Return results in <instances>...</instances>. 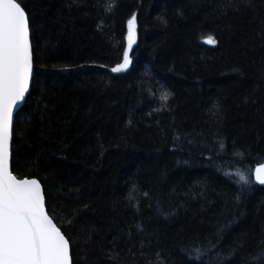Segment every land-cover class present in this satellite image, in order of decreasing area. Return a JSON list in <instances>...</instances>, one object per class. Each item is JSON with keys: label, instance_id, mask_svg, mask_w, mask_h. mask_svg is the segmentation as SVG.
Segmentation results:
<instances>
[{"label": "trees", "instance_id": "16d2710c", "mask_svg": "<svg viewBox=\"0 0 264 264\" xmlns=\"http://www.w3.org/2000/svg\"><path fill=\"white\" fill-rule=\"evenodd\" d=\"M18 2L35 74L12 171L73 264H264V0Z\"/></svg>", "mask_w": 264, "mask_h": 264}, {"label": "snow or ice", "instance_id": "6c2138e0", "mask_svg": "<svg viewBox=\"0 0 264 264\" xmlns=\"http://www.w3.org/2000/svg\"><path fill=\"white\" fill-rule=\"evenodd\" d=\"M136 18L128 22V49L135 41ZM205 43L215 45L209 36ZM129 53L111 71H125ZM33 60L29 24L18 0H0V264H71L69 241L53 223L36 179H18L10 170L13 110L29 90ZM264 165V162H261ZM237 175L250 186L251 176ZM255 183L264 185V166L255 169ZM197 258L201 249L195 250Z\"/></svg>", "mask_w": 264, "mask_h": 264}, {"label": "water", "instance_id": "95a60500", "mask_svg": "<svg viewBox=\"0 0 264 264\" xmlns=\"http://www.w3.org/2000/svg\"><path fill=\"white\" fill-rule=\"evenodd\" d=\"M22 6V5H21ZM23 8V7H22ZM23 10L25 11V9L23 8ZM26 13V11H25ZM26 16H27V19H28V24H29V39H30V44H31V51H32V60H33V74H32V77L30 79V82H29V90L28 92L25 94V97L22 101H20L17 105V107L13 110V127H14V121H15V117H16V114L18 113V111L23 107V105L25 104L31 90H32V85H33V79H34V74H35V67H34V54H33V44H32V39H31V30H30V23H29V18H28V14L26 13ZM135 41H136V28H135ZM135 41L134 43L132 44V46L135 44ZM112 68L109 69V71L112 73V74H116V72H113L111 71ZM12 142H13V135H12V139L10 141V170L12 171ZM261 166H264L262 164H259L257 166H255L254 170H253V177H254V180H255V169L257 167H261ZM13 172V171H12ZM14 174V173H13ZM15 175V174H14ZM18 179H21L19 177H17ZM23 179H36L40 184H41V187H42V190H43V193H44V188H43V185L42 183L37 179V178H23ZM264 186V185H263ZM44 196H45V193H44ZM45 207H46V211L48 212V209H47V204H46V197H45ZM49 214V212H48ZM50 218L53 220V223L61 230V228L58 226V224L55 222V220L51 217V215L49 214ZM62 234L66 237V239L68 240L67 236L64 234V232L61 230ZM69 241V240H68ZM69 250H70V259H71V264H73V259H72V251H71V245H70V242H69Z\"/></svg>", "mask_w": 264, "mask_h": 264}]
</instances>
